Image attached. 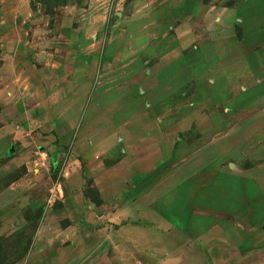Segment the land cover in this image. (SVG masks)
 <instances>
[{
	"label": "rangeland",
	"instance_id": "374dc122",
	"mask_svg": "<svg viewBox=\"0 0 264 264\" xmlns=\"http://www.w3.org/2000/svg\"><path fill=\"white\" fill-rule=\"evenodd\" d=\"M0 264H264V0H0Z\"/></svg>",
	"mask_w": 264,
	"mask_h": 264
},
{
	"label": "crops",
	"instance_id": "0c3cea01",
	"mask_svg": "<svg viewBox=\"0 0 264 264\" xmlns=\"http://www.w3.org/2000/svg\"><path fill=\"white\" fill-rule=\"evenodd\" d=\"M148 132H151V130L149 131L148 130ZM152 133H153V130H152ZM153 136V135H152ZM150 150V153H151V156H149L148 158H147V164L145 163V161L143 162V164L145 163L146 165H145V167L143 168V169H141V170H143V171H145V173H146V170L148 171V173H150V171H152V169L153 168H155V167H157L158 165H160V164H162V163H164L165 161H164V159H165V157H166V153L167 152H164V150H162V149H160L159 151H157L156 152V150L157 149H153L154 150V152H153V154H152V149H149ZM179 169V168H178ZM177 169V170H178ZM198 168L196 167V170H197ZM188 170H183V172H182V170H181V167H180V171H176V173H178V172H180V174H181V176L179 175V174H177V175H179V184L178 183H174V184H172L171 183V186H170V191H173V193L174 192H176L177 191V194H174L173 196H175V195H177L178 196V192H179V194H180V192H183L184 191V189H182L183 188V186H184V184H185V182L187 181V174L188 173H186ZM178 184V185H177ZM17 185V184H16ZM15 186L14 185H12L10 188L11 189H13ZM151 189V188H150ZM168 188H167V186H166V190H167ZM154 191V190H153ZM146 194H148L149 196L150 195H155L152 191H150V192H147ZM156 195H160V196H166V195H168V193H166V192H157V194ZM104 196H107V195H104Z\"/></svg>",
	"mask_w": 264,
	"mask_h": 264
}]
</instances>
